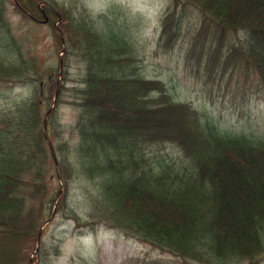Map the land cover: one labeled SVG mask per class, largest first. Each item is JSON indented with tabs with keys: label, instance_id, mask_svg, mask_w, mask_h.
<instances>
[{
	"label": "trees",
	"instance_id": "1",
	"mask_svg": "<svg viewBox=\"0 0 264 264\" xmlns=\"http://www.w3.org/2000/svg\"><path fill=\"white\" fill-rule=\"evenodd\" d=\"M5 1L0 83L26 84L30 93L0 107V264H49L58 247L42 244L39 221L52 209L49 219H71L78 229L104 225L182 264H259L264 135L221 131L165 81L147 78L130 39L105 31L85 11L75 14L54 0H14L22 14L50 26L55 49L63 52L58 70L40 72L6 32ZM170 1L160 18V41L173 37L184 8L216 34L244 31L247 39L230 43L228 54L252 69L264 89V0ZM76 56L84 59L83 72L68 88L69 60ZM66 90L77 110L73 145L56 116ZM44 107H51L45 128ZM165 145L174 157L162 151ZM51 159L62 182L52 194ZM77 177L86 188L85 217L70 203Z\"/></svg>",
	"mask_w": 264,
	"mask_h": 264
},
{
	"label": "rangeland",
	"instance_id": "2",
	"mask_svg": "<svg viewBox=\"0 0 264 264\" xmlns=\"http://www.w3.org/2000/svg\"><path fill=\"white\" fill-rule=\"evenodd\" d=\"M54 1L72 8L75 14L85 11L105 31L111 28L115 33L126 35L132 43V53L139 60V70L147 78L165 81L175 97L199 107L221 131L264 135V89L252 69L231 60L227 51L230 43L247 39L244 31L228 36L216 34L209 24H201L195 10L184 8L179 9V23L173 37L162 42L160 18L170 6V0ZM3 18L8 35L35 61L40 72L50 67L58 70L63 52L56 51L52 30L43 19L35 21L22 14L14 0L4 2ZM83 67L82 57H70L66 87L78 85ZM29 93L26 84L0 83V107ZM67 93L70 91H65L64 103L59 104L56 116L64 138L73 145L77 110L68 103ZM46 111L44 107L43 113ZM162 151L175 156L167 145ZM50 166L47 186L52 194L62 182L54 171V163L52 170V159ZM85 189L79 177L70 183V203L82 217H85ZM47 199L44 206L48 205ZM49 217L39 221L41 229L45 226L42 244L47 248L58 247L57 254L50 256L49 264H182L178 258L104 225L78 229L71 219L54 215L48 220ZM259 264H264V258Z\"/></svg>",
	"mask_w": 264,
	"mask_h": 264
},
{
	"label": "water",
	"instance_id": "3",
	"mask_svg": "<svg viewBox=\"0 0 264 264\" xmlns=\"http://www.w3.org/2000/svg\"><path fill=\"white\" fill-rule=\"evenodd\" d=\"M50 109H51V108H49V110L47 111V113H46V115H45V119H44V121H43V128H45V121H46L47 114H48V112L50 111Z\"/></svg>",
	"mask_w": 264,
	"mask_h": 264
}]
</instances>
